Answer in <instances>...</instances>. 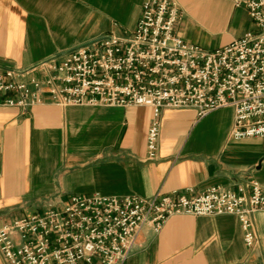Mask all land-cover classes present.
Returning <instances> with one entry per match:
<instances>
[{
	"label": "crops",
	"instance_id": "1",
	"mask_svg": "<svg viewBox=\"0 0 264 264\" xmlns=\"http://www.w3.org/2000/svg\"><path fill=\"white\" fill-rule=\"evenodd\" d=\"M175 1L178 35L206 51L253 28L235 7L244 0ZM142 2L0 0V65L27 71L105 35L123 36L136 27ZM152 118L150 107L59 106L48 95L25 111L0 107V229L74 195L197 197L246 180L264 187V138L231 140V108L203 118L163 109L157 160L149 162ZM253 222L258 242L248 249L235 216H172L158 233L144 227L124 264H264V212Z\"/></svg>",
	"mask_w": 264,
	"mask_h": 264
},
{
	"label": "built area",
	"instance_id": "2",
	"mask_svg": "<svg viewBox=\"0 0 264 264\" xmlns=\"http://www.w3.org/2000/svg\"><path fill=\"white\" fill-rule=\"evenodd\" d=\"M235 7L246 10L253 28L206 51L178 35L183 14L175 0H143L136 27L123 36L105 35L27 71L0 65V107L25 111L43 95L59 106L150 107L149 162L157 160L163 109H194L203 118L231 108V140L264 138V0ZM259 212L264 187L254 180L234 190L211 186L197 197L74 195L3 226L0 255L6 264H124L144 227L158 233L177 215L235 216L253 249Z\"/></svg>",
	"mask_w": 264,
	"mask_h": 264
}]
</instances>
